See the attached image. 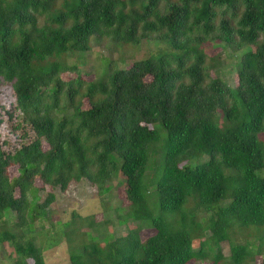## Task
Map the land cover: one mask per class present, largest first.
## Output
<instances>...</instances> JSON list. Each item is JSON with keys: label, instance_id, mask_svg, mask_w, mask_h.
Returning a JSON list of instances; mask_svg holds the SVG:
<instances>
[{"label": "trees", "instance_id": "obj_1", "mask_svg": "<svg viewBox=\"0 0 264 264\" xmlns=\"http://www.w3.org/2000/svg\"><path fill=\"white\" fill-rule=\"evenodd\" d=\"M0 99L13 264H45L60 240L70 264H264V0H0ZM81 183L125 236L76 212L44 231Z\"/></svg>", "mask_w": 264, "mask_h": 264}, {"label": "rangeland", "instance_id": "obj_2", "mask_svg": "<svg viewBox=\"0 0 264 264\" xmlns=\"http://www.w3.org/2000/svg\"><path fill=\"white\" fill-rule=\"evenodd\" d=\"M157 48L158 47H155L152 45H144L142 46L141 50H139L136 54H134V57L132 56L133 55L132 52H130L129 59H132V60H129V59L127 60L126 64L124 65L125 68L129 67L132 64V62L135 60L144 59L146 53L148 52L149 53L153 52L154 54L155 51H157ZM224 52L225 54L223 53V58L229 60V63L232 62L234 59V56L230 54L229 52H227L226 50H224ZM92 53L93 54L90 55L89 57L87 56V58L92 59V62H93L95 58L96 59L98 58V55L100 53L103 54V51H101L99 47L94 46L92 48ZM238 56H240V54H238ZM69 61L72 64L74 63L73 62L74 59L72 61L71 60ZM81 61L85 65V70L87 71L91 70L90 68L91 66L88 64V62H86V59H81ZM212 76L215 77L216 73L214 72ZM89 78L91 79L92 77L89 76ZM5 98H3V101L0 99V101H2L1 104L4 105L5 109L8 110L10 103L6 104L4 101ZM16 147L18 148L19 146H16ZM43 147L45 150L47 149L45 144L43 145ZM157 160L158 159H156V161ZM16 168L17 167H11L8 169V174L11 178L18 176ZM118 181H119L118 179H114L111 183V186H113L114 188L117 187ZM34 185L36 188L42 189V184L39 180H36ZM44 190H45L44 192H42L41 190L37 194L39 197L38 199L39 203L43 202L46 194L50 192V189L48 188H45ZM115 194H116V191L114 190L113 192H110L111 201L109 205H112V206L121 205L122 207H126V203H124L122 200V198H124V196L122 195V192L119 196H116ZM56 196H57L56 201L47 209L50 223H47L44 227V231L51 230L49 233L50 235H52V237H55L54 234L58 233V229H53L51 227V224L53 226L57 221L61 223L68 222L71 218L70 215L72 212H76L81 217L94 215L95 218L99 221H111L113 225H110L107 228L109 232L115 238L125 236L127 234L126 228L133 227L132 223L129 224L130 227L129 225L126 227L118 225V223L115 220L116 214L113 211L109 210V211L104 212L101 208L99 198H97L95 193L92 190H90V188L87 186V183L86 184L81 183L79 185L72 186L64 194L57 193ZM34 229L36 232L41 231L40 225L37 223L34 225ZM86 230L87 229L85 227L81 228V232H86ZM151 234H152L151 230H143L142 232H140V238L142 241H144ZM102 238L103 236H99V242H101L100 240ZM40 240L41 239L39 238L37 242L39 243ZM221 250H222V254L224 257L229 256V250L226 244L221 246ZM11 254H12V249L10 248V246L4 245L3 248L0 247V264H13L12 259H11L12 257L9 258V255L13 256ZM44 261H45V264H70L69 263V252H68L66 243L63 240H60L56 245L53 246V248L45 251ZM28 264H32V262L28 261ZM189 264H209V263L206 261L204 263L191 262ZM251 264H261L260 258H256L255 261L252 262Z\"/></svg>", "mask_w": 264, "mask_h": 264}]
</instances>
